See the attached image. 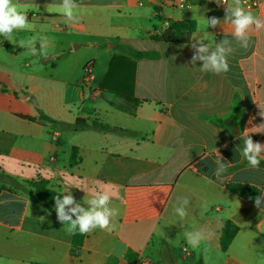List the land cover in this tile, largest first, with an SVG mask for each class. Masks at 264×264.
I'll return each instance as SVG.
<instances>
[{"label": "crops", "instance_id": "obj_1", "mask_svg": "<svg viewBox=\"0 0 264 264\" xmlns=\"http://www.w3.org/2000/svg\"><path fill=\"white\" fill-rule=\"evenodd\" d=\"M185 1L189 6L177 0H75L78 22L72 23L57 9L62 0H13L30 23L16 37H47L51 54L40 60L0 41L9 57L0 59V264H264V210L227 189L248 185L264 196V166L253 169L241 156L244 131L264 123V31L252 35L248 49L240 48L230 25L207 27L208 18L223 21L232 0ZM250 11L264 19V0ZM188 20L197 23L192 40L207 33L205 43L213 46L233 41L227 73H202V62L190 64L192 40L152 39ZM49 24L55 26L49 30ZM60 31L72 34L70 43ZM80 36L93 47L107 46L101 52L108 59L93 61L91 79L86 64L51 62L69 44L81 47ZM40 111L52 121L39 118ZM78 119L90 126L68 128ZM250 135L264 144V133ZM220 157L228 164L222 180L214 175ZM39 180L62 196L69 190L85 207L95 191L114 193L116 230H93L79 255H72L74 235L55 206L38 204L14 186ZM183 197L189 204L182 219L175 207ZM227 221L239 230L224 252ZM201 229L212 235L193 249L184 234Z\"/></svg>", "mask_w": 264, "mask_h": 264}, {"label": "clouds", "instance_id": "obj_2", "mask_svg": "<svg viewBox=\"0 0 264 264\" xmlns=\"http://www.w3.org/2000/svg\"><path fill=\"white\" fill-rule=\"evenodd\" d=\"M225 4H227L226 0ZM57 9L67 22H78L76 11L78 5L75 0H62ZM206 21L208 28H216L218 25L221 27L230 25L236 45L243 49L249 48L253 34L264 31V19L257 17L250 10H246L242 6V0H232L231 4H227L223 21L216 17L208 18ZM25 29H30L27 14L13 0H0V36L13 44H18L21 48L27 49L30 55L46 56L49 46L47 37L17 38L16 32ZM206 40L207 33L192 40L191 48L194 49V54L189 63L195 66L197 61L202 62L199 67V71L202 73L210 72L216 75L227 73L229 71L228 58L236 50L233 41L224 38L213 46L205 43ZM37 42L40 44L39 51L36 47ZM261 115L264 116V114ZM248 123L252 124V119H249ZM253 129L257 131H252ZM250 132L264 133V123L259 126L253 125L251 129L244 131L243 147L241 149V156L247 161L248 166L258 169L261 160H264V144L254 142ZM216 164L217 168L214 175L218 180H222L228 164L224 162L222 157L217 159ZM114 195L109 190L95 191L91 198L83 202L84 205H87L85 207L78 203L68 190L67 194L57 195L54 198L57 218L66 226V232L69 235H74L77 231L80 234H88L97 228L113 232L116 230V225L112 223V220L118 215V209L110 206ZM165 195L167 194L165 193ZM254 203L257 208L264 210V196H257ZM188 204V198L178 199L175 212L182 219L187 215L186 206ZM184 235L187 244L195 249L200 246L202 241L210 239L212 233H206L205 230L201 229L185 232Z\"/></svg>", "mask_w": 264, "mask_h": 264}, {"label": "trees", "instance_id": "obj_3", "mask_svg": "<svg viewBox=\"0 0 264 264\" xmlns=\"http://www.w3.org/2000/svg\"><path fill=\"white\" fill-rule=\"evenodd\" d=\"M197 29V23L196 21L188 20V21H178L175 23H172L170 26L166 28L162 33L155 34L152 36V39L160 42H167V43H187L192 40V36L194 32ZM141 56L150 57L151 55L147 52H141ZM154 57L158 55H153ZM30 120H35L31 117H26ZM39 118L43 120H49L52 121V118L46 116L44 113L40 111ZM68 128L77 131L81 129L88 128L90 125L85 121L78 119L75 123L67 125ZM94 126H97L103 130H110L111 127L103 124H95ZM77 162V153L76 150L73 151L72 158L70 161V164L73 166ZM260 165L264 166V160H261ZM15 188L24 192L25 194L29 195L35 202L38 204L44 205V206H55L54 198L57 195H61V193L53 190L49 186V182L46 180H39V181H26L25 183H15ZM227 189L238 195L241 198L246 199L252 204H255V198L259 195L262 196V191L253 186L248 185H241V184H229L227 186ZM238 226L231 222L227 221L224 225L223 231H222V237H221V248L224 252L228 250L230 247L232 241L236 237L238 233ZM86 234H80L78 231L76 234H74L73 242H72V248H71V254L72 255H79L81 248L84 244Z\"/></svg>", "mask_w": 264, "mask_h": 264}, {"label": "rangeland", "instance_id": "obj_4", "mask_svg": "<svg viewBox=\"0 0 264 264\" xmlns=\"http://www.w3.org/2000/svg\"><path fill=\"white\" fill-rule=\"evenodd\" d=\"M54 26L55 25L49 24L48 29L51 30ZM61 26H62V28H67L68 27V25H66V24H63ZM59 33H61V35H59L60 39H63L65 43H70L71 42V40H72V36L71 35L72 34L66 35V34H63L62 31H60ZM56 34H58L57 31H56ZM80 37H81L80 39H82V43H80V44H83L81 47H77L73 43L69 44V48L66 51V53L64 55H61L60 58H57V57L51 58V62L58 63L59 59H61L63 61H71V62L74 63L75 66H79V65H82V64L88 65L89 63H91V62H93L95 60L103 62V61H106L108 59L107 55L105 54L107 52H104V51L101 52L102 49H104L107 46L103 45V46H100V47H93L92 43L88 42L86 40L87 38L85 36H80ZM2 40L4 42V37L0 36V41H2ZM112 52H109V53H112ZM50 54H51L50 52H47L46 56L39 55L38 58L40 60H43V59H46ZM25 57L26 56L23 55L20 58L19 61L25 59ZM0 59L1 60L9 59L8 53H7L6 50H4V48L0 49ZM1 76L3 78H6L7 74L1 73ZM19 79L23 80L24 76L19 74Z\"/></svg>", "mask_w": 264, "mask_h": 264}, {"label": "built area", "instance_id": "obj_5", "mask_svg": "<svg viewBox=\"0 0 264 264\" xmlns=\"http://www.w3.org/2000/svg\"><path fill=\"white\" fill-rule=\"evenodd\" d=\"M164 1V0H163ZM179 3V6H189V4L185 0H177ZM263 0H242V5L245 9L252 10V9H258L261 7ZM222 3L225 4V0H222ZM227 3V0H226ZM93 69L94 64L93 62L89 63L85 68L86 77L88 79H91L93 76ZM55 140H57V137H54ZM140 264H152V262L148 259H142L140 260Z\"/></svg>", "mask_w": 264, "mask_h": 264}]
</instances>
